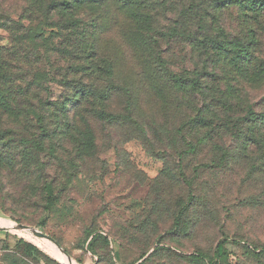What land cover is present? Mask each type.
I'll list each match as a JSON object with an SVG mask.
<instances>
[{
    "label": "rangeland",
    "instance_id": "rangeland-1",
    "mask_svg": "<svg viewBox=\"0 0 264 264\" xmlns=\"http://www.w3.org/2000/svg\"><path fill=\"white\" fill-rule=\"evenodd\" d=\"M143 1L146 2L142 16L152 19L151 38L160 44L159 51L164 50L168 69L182 75L192 74L190 77L194 79L201 76L204 86L213 83L220 85L212 91V99L208 98L201 103H213L220 111L219 116L224 118L221 108L227 107L229 103L236 105L234 90L237 87L249 104L250 101L255 103L251 105L256 112L264 111V82L253 84L245 79L233 78L229 73L227 76L233 88L230 85L226 90L222 65L225 59L229 61L238 58L237 51L243 48H247L264 63V15L250 13L247 0H224L223 3H212V0ZM226 2L230 3L229 6L223 7ZM0 5L9 18L0 28V44L7 51L5 57L29 59L30 63L39 60L50 61L54 65L66 63V58L54 50L46 54L48 51L41 38L34 39L30 31L28 0H0ZM222 7L225 9L220 13L219 8ZM80 13L86 17L84 12ZM130 17L129 12L124 16L125 22H130ZM244 18H247L248 23ZM47 21L44 24L48 29L46 33L55 45L59 40L52 31L57 33L65 20L61 14H52ZM222 29L227 37L223 36ZM135 37L140 39L138 34ZM208 37L214 41L207 40ZM213 59L222 64L216 67L217 63ZM29 65L30 71L35 70L36 66ZM40 67L46 72L51 69L49 64L44 63ZM205 70L212 75H207ZM157 78L159 88L168 95L165 98L167 104L161 107L163 101L154 97L155 94L151 96L153 100L148 98L147 89L143 86L128 90V94L123 93L122 98L118 97L119 100L113 106L114 109L119 106L123 108L131 92L134 100L144 99L142 102L139 100L140 110L135 107V115L137 118L142 117L141 121L146 123L158 122V125H163L157 135L152 131L148 134L144 131L133 133L128 127L130 131L123 134L122 139L116 138L118 148L105 143L107 148L100 151V157L106 161L107 168L100 171L94 168L93 161L86 159L79 169L77 180L71 185L62 181L61 172L56 174L48 167V160L52 156L47 154L43 157V174L48 175L54 185L49 190L54 200L50 209L45 208L47 190L38 192L27 188L37 179L38 175L33 174L36 164L29 161L23 163L20 156L27 144L30 155L38 159L39 153L35 150L38 146L34 145L46 141L36 132H30L26 137L17 134L0 140V151L4 150L5 144L10 143L12 148L3 153L7 152L8 157L15 162L12 165L15 179L6 175L0 179L4 186L0 187V190L3 189L0 192V264H68L62 254L70 258L69 264H140L149 256L152 257L145 264H192L188 259L189 253L199 247L208 253L207 261L210 264H264V257L252 255L246 248V245H250V248L257 245V251H260L264 247V163H259V153H246L238 149L237 136L241 131L246 132L251 123L246 118L243 105L234 106L237 113H228L229 119L225 120L229 123L227 139L232 150L226 166L200 169L197 180L216 185V195L220 197L221 205L220 226L209 224L203 232L196 233L195 238H189L185 232L180 235L166 234L162 242L166 251L153 253L158 246L157 237L169 229L173 222L168 213V198L163 203L165 208L161 220L151 213L154 190L161 188L156 180L162 176L166 163L178 166L170 158L172 154H177L170 146L175 149L181 147L174 128L187 120V113L194 116L191 105L187 103V96H184L188 91H181L177 85H167L165 75ZM115 84L129 86L122 77L116 78ZM51 87L55 98L65 92L59 83H53ZM197 96L193 95L191 99ZM238 115H245V118H237ZM31 124L35 126L36 123ZM21 126L16 123L11 128ZM99 141H102L101 138ZM207 150L208 146L203 149L202 156H188L184 159L188 177L193 175V168L204 161ZM23 166L25 172L19 170ZM173 172L174 176L179 177L176 169ZM160 179L170 184L169 179L163 176ZM6 222L11 224L7 225ZM18 224L29 228H16ZM224 232L229 237L224 242V256L215 258L213 250L220 233ZM37 233L49 235L51 239L42 238ZM28 243L39 250L40 260L24 256L23 247ZM144 252L148 253L141 257Z\"/></svg>",
    "mask_w": 264,
    "mask_h": 264
},
{
    "label": "trees",
    "instance_id": "trees-1",
    "mask_svg": "<svg viewBox=\"0 0 264 264\" xmlns=\"http://www.w3.org/2000/svg\"><path fill=\"white\" fill-rule=\"evenodd\" d=\"M145 2L143 0H28L30 31L34 39L41 38L48 51L46 54L54 50L66 58V63H56V66L50 64V61L39 60L30 63L29 59L5 57L6 48L0 44V140L12 138V135L17 134L19 137H26V134L36 132L46 141V143L34 145V147L38 146L35 149L39 153L38 159L30 155L27 144L24 145L26 147L23 146L20 156L23 163L29 161L36 164L33 174L38 175L37 179L27 188L38 192L47 190L48 198L45 208L50 209L54 200L49 190L54 185L47 177L48 175L43 174L45 168L42 159L45 155L52 156L48 160V167L56 174L61 172L62 181L69 185L77 180L86 159L94 162V168L103 171L107 168V164L100 157V151L102 148H107L106 144L118 148L116 138L122 139L123 134L130 131L128 127L133 133L144 131L148 134L152 131L155 135L164 127L158 125V122L149 124L141 121L142 117H136L135 107L140 110L139 100L141 99L134 100L132 92L130 98L128 97L129 99L125 101L126 105H122L123 108L119 106L114 109L113 106L116 105V100H119L118 97L122 98L123 93L128 94V90L133 91L136 87L144 86L147 89V97L153 100L151 96L155 94L154 97L157 96L163 101L160 104L162 107L166 103L167 94L165 95L166 92L159 88L157 77L163 78L164 75L167 85H177L181 91H188L184 96H187V103L191 105L194 116L187 113V120L174 128L181 147L175 149L170 146L177 152L170 158L176 161L178 166L173 167L170 163H166L162 176L169 179L170 184H166L164 180L161 181L162 176L158 178L156 181L159 183H156L161 188L154 190L155 198L151 203V206L154 203L151 213L159 216L161 220L162 210L165 208L163 203L168 198L170 208L168 213L173 220L171 227L157 237L158 246L153 251L155 253L166 251V247L162 245L166 234L180 235L185 232L189 238H195L196 233L203 232L209 224L220 226L221 205H219L220 197L216 195V185L197 182L199 171L226 166L232 150L227 139L229 123L225 120L229 119L228 113H237L234 106L241 105L245 107L246 118L251 123L246 132L241 131L237 136L238 149L246 153H259L261 156L258 160L263 165L264 111L256 112L251 105L255 103L250 101L249 104L237 87L234 90L236 105L229 103L227 107L221 108L224 118L219 116L220 111L213 103H201L208 98L212 99L214 95L212 91L220 85L213 83V85L204 86L201 76L194 79L190 77L192 74L182 75L168 69L163 55L164 50L159 51L160 44L151 38L152 19L142 16ZM213 2L223 3L224 0H212ZM247 3L250 6L248 8L250 13L264 15V0H247ZM229 4L226 2L223 7ZM223 7L219 8L220 13L225 9ZM80 12H84L86 17L79 15ZM129 12L132 20L125 22L124 16ZM52 14H61L65 20V24L61 25L57 33L55 30L52 31L59 40L55 45L50 42L46 33L48 29L44 25L48 23L47 20ZM244 20L247 22V18ZM8 21L9 18L0 5V28ZM221 32L224 37L228 36L223 29ZM137 34L140 39L135 37ZM211 39V37L207 38V40ZM236 56L238 58L229 60L230 62L225 59L223 64L213 59L217 63L216 67L221 64L224 67L223 82L226 90L230 85L233 88V83L227 76L229 73L233 75V78L245 79L253 84L264 82V63H261L259 57L253 56L247 48L237 51ZM41 63L49 64L51 69L46 72L40 67ZM29 64L36 66L35 70L30 71ZM27 66L28 70H26ZM205 73L212 75L206 70ZM121 77L129 85L128 87L115 84L116 78ZM53 83H59L65 88V92L57 98L51 87ZM196 94L198 96L191 99V96ZM154 110L158 111V109ZM217 115L219 118L216 117ZM241 117L245 118V115L237 116V118ZM230 120L233 119L230 118ZM16 123L22 126L12 129L11 126ZM31 123L36 124L33 126ZM99 138L102 141H99ZM206 146H208L204 154L206 158L198 164L197 168H193V175L188 177L185 173L187 164L184 159L188 156H202ZM8 148H12L10 143L4 145V150ZM4 150L0 151V179L3 175L13 178L12 165L15 162L8 157L7 152L3 153ZM175 169L179 177L174 176ZM19 170L25 172L24 166ZM0 187H4L2 183ZM2 190H0L1 193ZM228 239L225 232L220 233L213 250L215 258L224 256V242ZM250 247L246 245L252 255L264 257V247H261L260 251H257L259 248L257 245ZM147 253H142L141 257ZM23 254L33 260H40L41 257L39 250L29 243L24 245ZM207 255L208 253L199 247L196 251L189 253L188 259L192 264H210L207 261ZM151 257H147L140 264H145Z\"/></svg>",
    "mask_w": 264,
    "mask_h": 264
},
{
    "label": "water",
    "instance_id": "water-1",
    "mask_svg": "<svg viewBox=\"0 0 264 264\" xmlns=\"http://www.w3.org/2000/svg\"><path fill=\"white\" fill-rule=\"evenodd\" d=\"M16 228H19V229H28L29 227L26 226V225H23V224H18V225H15ZM40 237L42 238H47V239H51V237L49 235H46L44 233H37Z\"/></svg>",
    "mask_w": 264,
    "mask_h": 264
},
{
    "label": "bare ground",
    "instance_id": "bare-ground-1",
    "mask_svg": "<svg viewBox=\"0 0 264 264\" xmlns=\"http://www.w3.org/2000/svg\"><path fill=\"white\" fill-rule=\"evenodd\" d=\"M5 224H7V225H10L11 223H9V222H6ZM12 226H14V225H12ZM62 257H63V259L65 260V261H67L68 262V264H69V262H70V258L69 257H65L63 254H62Z\"/></svg>",
    "mask_w": 264,
    "mask_h": 264
}]
</instances>
